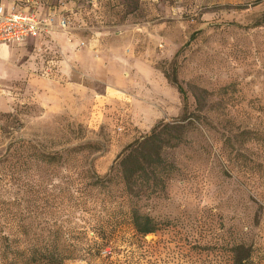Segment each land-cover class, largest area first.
I'll return each mask as SVG.
<instances>
[{
  "label": "rangeland",
  "instance_id": "obj_1",
  "mask_svg": "<svg viewBox=\"0 0 264 264\" xmlns=\"http://www.w3.org/2000/svg\"><path fill=\"white\" fill-rule=\"evenodd\" d=\"M0 2L41 14L40 5L51 10L41 15L67 22L10 44V59L0 58L6 233L16 234L18 216L33 233L63 227L72 249L82 244L80 230L106 221L113 245L66 264H233L236 245L264 264V0ZM102 50L112 53L109 70ZM178 93L179 107L162 106L158 121L163 111L142 102ZM161 122L147 147L160 165L145 175L141 197L122 206V153ZM45 153L55 162L41 161ZM91 169L114 179L94 194L102 212L108 202L126 210L136 202L162 227L142 237L127 218L70 215L66 190L83 188Z\"/></svg>",
  "mask_w": 264,
  "mask_h": 264
},
{
  "label": "trees",
  "instance_id": "obj_2",
  "mask_svg": "<svg viewBox=\"0 0 264 264\" xmlns=\"http://www.w3.org/2000/svg\"><path fill=\"white\" fill-rule=\"evenodd\" d=\"M164 124V122L159 123L155 129L144 136L139 142L130 145L123 151L120 161V171L125 187L120 195L116 196L117 200H115L119 203V199H121L120 205L123 204L127 196H130L132 200L134 197L140 198L142 186L150 182V179L145 177V175H148L149 172L160 165L159 162L155 164L150 162L149 158L151 159L153 155L149 154L147 147L153 145L157 138L160 137L161 130H159V127L161 128ZM56 158V154L45 153L42 154L40 160L45 163H51L55 162ZM158 160L161 161L160 155H158ZM83 177L89 178V181L83 184V188L78 187L74 188V190L69 188L66 190L68 199L70 200L66 209L70 215L74 214L77 210L83 216H93L95 219L99 218L100 221L110 220L108 217L105 219L106 214L110 215V217L127 218L130 220L136 233L142 237L155 233L162 227L156 218L142 212L136 202L131 204L128 210L124 209L123 205L119 209L116 208V202H108L110 204L105 203L103 207L104 212H102L99 209L100 204L98 203L97 196L94 194L96 191L101 193L100 190H106L113 183V176L109 175L106 178H101L91 169V172L88 171V173L83 174ZM76 193L78 194L77 198ZM17 218L19 222H17L15 228L16 234L10 235L6 233L4 226L0 225V264H66L68 259H74L77 255L80 257H96L105 252V249L109 245H113V241L108 237L111 227L108 228L104 225L106 221L101 225L92 226L90 230L88 228L80 230V233L83 234V238H81L82 244L80 247L71 249L68 242L72 241L74 236L63 227L52 230V227L41 225L37 226L40 227V232L33 233V224L26 223L21 220L22 218L15 216L16 220ZM91 232L93 236L90 237ZM232 249L234 251L233 264H256L252 258L251 251H247L245 255L239 254L242 249H245L243 245H236Z\"/></svg>",
  "mask_w": 264,
  "mask_h": 264
},
{
  "label": "built area",
  "instance_id": "obj_3",
  "mask_svg": "<svg viewBox=\"0 0 264 264\" xmlns=\"http://www.w3.org/2000/svg\"><path fill=\"white\" fill-rule=\"evenodd\" d=\"M57 27L66 28V19L57 22L54 13L43 16L36 10L6 11L0 4V45L22 44Z\"/></svg>",
  "mask_w": 264,
  "mask_h": 264
},
{
  "label": "crops",
  "instance_id": "obj_4",
  "mask_svg": "<svg viewBox=\"0 0 264 264\" xmlns=\"http://www.w3.org/2000/svg\"><path fill=\"white\" fill-rule=\"evenodd\" d=\"M0 4H2L5 7L6 11H10L12 9H16L17 11H21V10H32L31 7H25V8L19 7V6L16 5L15 2H12V3H3V2H0ZM42 9H44V8L39 5V10L41 11V14L51 12V10H49V11L46 10L45 12H43ZM62 18H65V16L64 15H61V14L60 15L58 14L57 22L60 21ZM136 26H138V25H136ZM136 29H141V28H138L137 27ZM134 33H135L136 41L139 42L141 40V35H138V33L136 31L133 32V34ZM41 35L42 34H40L38 36H41ZM30 39H33V38H30ZM30 39H28V40H30ZM11 45H14V44H11ZM10 55H11L10 43H3V44H1L0 45V58L4 59L5 61H8L10 59ZM113 55H115V54L113 53ZM98 58H101V59H103L105 61L106 69L109 70L110 63H111L110 60L113 58L112 57V53L110 51H108V50H102L101 51V55H99ZM107 81H109V80H107ZM76 85L79 86L80 83L77 82ZM175 97L172 100H168V101L166 99H163L161 102L160 101L159 102L158 101L155 102L154 100L143 99L142 102H144L146 104V106L149 105L148 106L149 107V110L154 111V109H155V111H159V110L163 111V113L161 115H159V116L156 117V121H158L159 119L164 118L166 116V112H164L162 106H165V107L167 106L168 107L169 104L171 103V104H173V106L176 105V107H179L180 99H181L180 98V94L179 93L176 94ZM168 113L169 112H167V114Z\"/></svg>",
  "mask_w": 264,
  "mask_h": 264
}]
</instances>
